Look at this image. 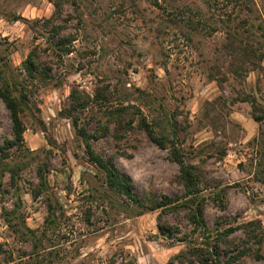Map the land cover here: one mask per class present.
Segmentation results:
<instances>
[{
    "label": "rangeland",
    "instance_id": "374dc122",
    "mask_svg": "<svg viewBox=\"0 0 264 264\" xmlns=\"http://www.w3.org/2000/svg\"><path fill=\"white\" fill-rule=\"evenodd\" d=\"M75 2L65 4L60 17L49 0H9L5 10L12 13L0 14V67L7 62L24 80L22 61L38 45L51 76L28 81L21 148L9 149L10 169L0 167V264H200L191 254L187 260L174 255L206 246H217L221 264H264V119L255 121L251 106L254 98L256 114L264 110V60L254 69L246 64L239 77L220 52L221 32L189 39L190 26L168 11L177 5L205 12L202 0ZM255 2L264 22V0ZM48 19L73 38L70 53L44 50ZM211 68L226 75L222 86L209 78ZM72 86L91 97L99 89L103 106L138 105L158 132L173 138L199 174L207 231L195 228L182 209L136 215L125 196L107 188L62 113ZM98 111L91 103L82 123L93 128ZM12 138L0 100V144ZM92 145L142 200L187 198L170 150L142 129L110 124ZM39 168L46 175L41 186ZM49 205L55 212L46 221ZM2 206L16 209L10 225Z\"/></svg>",
    "mask_w": 264,
    "mask_h": 264
},
{
    "label": "trees",
    "instance_id": "16d2710c",
    "mask_svg": "<svg viewBox=\"0 0 264 264\" xmlns=\"http://www.w3.org/2000/svg\"><path fill=\"white\" fill-rule=\"evenodd\" d=\"M9 0H0V14L8 15L12 12L5 10V5ZM54 6L53 16L60 17L64 5L67 3L76 4L75 0H49ZM205 12L196 7L195 14L190 7L187 6H173L172 12L173 21H183L190 26V33L188 38L191 39L192 34H202L205 36H212L219 31L223 34L224 40L221 44V53L228 56L230 66L237 76H242L248 71L246 64L250 65L252 69L258 67L260 61L264 60V22L260 16L255 0H202ZM166 9L164 8L163 11ZM194 14L195 17H192ZM177 14V15H176ZM17 19L19 16H13ZM197 19L196 23L193 19ZM203 21V26H197L198 21ZM39 20H35L38 22ZM50 23L49 36H47V45L44 47L46 51L61 57L71 51L70 43L73 38L69 35L62 34L64 25L55 24L51 19L45 20ZM191 23H195L193 26ZM40 46H34L27 57L22 61L20 68V75L25 76L24 80L17 79V75L13 74L11 68L4 62L0 67V100L5 104L9 111L12 123V139H5L3 144H0V167L4 170L10 169V165L5 162L9 157V149L13 146L20 149L23 141V132L25 129L24 122L21 118V112L25 101V90L28 89V81L32 79H42L43 81L50 79L48 69L41 62ZM0 60L3 58L0 54ZM234 61V62H233ZM236 67V68H235ZM217 72V73H214ZM209 78L215 80L219 86L227 79L225 74H221L217 70L209 72ZM107 88H103L106 91ZM68 105L63 107L62 113L69 118L71 125L75 130V134L80 137L85 147V153L88 161L96 165L103 175V179L107 188L120 196H125L133 207L134 214H141L147 211H161L182 209L188 220L195 226V228L202 231H207L206 223L203 218L204 200L199 197V174L195 166L187 163L184 159L178 146L173 138H169L168 134L157 131L154 124L142 114L141 108L136 104H123L107 106L101 103L104 100L105 94L96 90L93 97L85 91L72 86L69 92ZM91 103L99 105V111L95 116V125L90 129V124L82 123L80 115L85 111ZM252 117L255 121L264 119V110L259 109L260 114H256L257 106L256 100H251ZM114 124L120 129L129 131L135 127L142 129L147 137L160 148H168L173 160L178 164V178L182 183L185 196L182 201L173 198L163 197L161 199L142 200L133 192V183L131 180L119 172L112 162V159H105L100 154L96 153L92 140L105 135L108 132L109 125ZM115 133V137H119ZM16 175L17 172H13ZM12 175V174H11ZM39 186L45 185L46 175L40 171L37 172ZM12 176V177H13ZM38 188V186H36ZM16 209H6L1 207V215L5 222L9 225L11 218ZM54 208L49 205V217L54 215ZM27 231L33 232L31 228L26 227ZM158 229L161 234H165L167 228L159 224ZM188 254L193 255L200 264H221L220 252L217 246H212L211 249L206 247H193L189 251H180L174 255V258H181L187 260ZM189 264H193V260L188 259Z\"/></svg>",
    "mask_w": 264,
    "mask_h": 264
}]
</instances>
